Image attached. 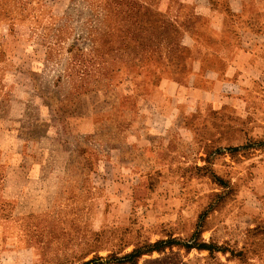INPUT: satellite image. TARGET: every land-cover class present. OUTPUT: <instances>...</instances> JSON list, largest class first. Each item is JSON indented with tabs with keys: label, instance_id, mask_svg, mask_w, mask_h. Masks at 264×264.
<instances>
[{
	"label": "rangeland",
	"instance_id": "1",
	"mask_svg": "<svg viewBox=\"0 0 264 264\" xmlns=\"http://www.w3.org/2000/svg\"><path fill=\"white\" fill-rule=\"evenodd\" d=\"M240 32L264 0H0V264H264V156L139 154L161 77Z\"/></svg>",
	"mask_w": 264,
	"mask_h": 264
},
{
	"label": "crops",
	"instance_id": "2",
	"mask_svg": "<svg viewBox=\"0 0 264 264\" xmlns=\"http://www.w3.org/2000/svg\"><path fill=\"white\" fill-rule=\"evenodd\" d=\"M240 33L239 42L224 43L221 48L207 44L202 50L205 54L190 62L194 71L189 79L161 77L174 91L156 98L157 106L149 112L155 123L146 127V141L139 146L141 156L159 161L169 155L182 157L190 152L193 141L205 147L246 148L253 161L260 163L264 110L258 107L264 104V44L258 42L256 33L248 39ZM209 61L211 66H207ZM199 76L207 86L195 85Z\"/></svg>",
	"mask_w": 264,
	"mask_h": 264
},
{
	"label": "trees",
	"instance_id": "3",
	"mask_svg": "<svg viewBox=\"0 0 264 264\" xmlns=\"http://www.w3.org/2000/svg\"><path fill=\"white\" fill-rule=\"evenodd\" d=\"M160 244L161 243H158L157 244V247H156V249H158L159 247H160ZM205 247H209V246H203L202 248H205ZM152 250V249H151ZM151 250H149V251H151ZM135 253L136 254H132V256H139V255H141V254H143V253H140V252H138L137 250L135 251ZM128 261L127 260H123V262H121V263H123V264H126ZM84 264H95V259H92V260H90V261H88V262H85Z\"/></svg>",
	"mask_w": 264,
	"mask_h": 264
}]
</instances>
